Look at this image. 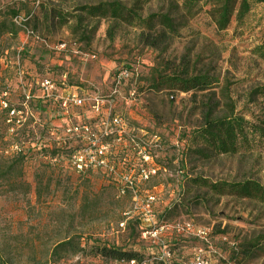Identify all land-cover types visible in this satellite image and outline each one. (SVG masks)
<instances>
[{
	"label": "rangeland",
	"instance_id": "obj_1",
	"mask_svg": "<svg viewBox=\"0 0 264 264\" xmlns=\"http://www.w3.org/2000/svg\"><path fill=\"white\" fill-rule=\"evenodd\" d=\"M102 1L0 0V26L17 28L0 35V264H116L87 256L90 249L74 255L79 244L152 258L140 238L146 217L210 230L209 243L181 236L172 264H183L197 245L221 263L264 264V202L229 185H264V143L217 154L196 137L207 104H219V114L231 102L236 111L248 104L264 120V99L249 97L264 85V60L254 52L264 39V3L240 25L241 0H204L191 13L178 0H140L143 17L169 14L177 24L156 48L126 21L79 10ZM60 42L70 57L53 49ZM184 57L217 78L213 88L151 87L158 71ZM123 69L131 75L118 82ZM44 79L55 86L49 96ZM66 91L85 106L64 111ZM94 154L104 165L79 170L78 158ZM151 167L156 172L145 178ZM219 183H227L223 191L214 188Z\"/></svg>",
	"mask_w": 264,
	"mask_h": 264
},
{
	"label": "trees",
	"instance_id": "obj_2",
	"mask_svg": "<svg viewBox=\"0 0 264 264\" xmlns=\"http://www.w3.org/2000/svg\"><path fill=\"white\" fill-rule=\"evenodd\" d=\"M140 0H104L95 5H84L79 10L82 15L90 17H101L109 22H128L143 31L144 41L147 45L158 48L166 43L173 34L177 33L174 20L169 14H151L143 17L139 10H136L135 5ZM149 1V0H142ZM181 6L191 13L196 8H199L204 0H178ZM256 2L264 0H241L237 13V22L240 25H245L246 19L251 12L252 6ZM202 3V4H201ZM56 9L49 11V15L55 14ZM59 17L64 15L58 13ZM19 15L14 18H18ZM79 20H82L78 16ZM161 30H157V27ZM147 30L146 32H144ZM17 28L12 23L9 26H0V35L3 33L15 34ZM32 32L35 31L32 29ZM254 52L258 57L264 60V39L258 44ZM168 65L169 72L158 71L153 79L152 86L155 89H169L179 92L190 91H207L214 87L218 81L216 77L210 75L209 71L198 70L192 66L191 60L184 57L178 63L171 60ZM250 100L255 102V98L264 99V85L256 88L249 94ZM211 102V99L208 100ZM218 105H206L202 118L201 128L198 130L196 137L208 148L211 152L217 154H236L242 150H250L254 143H264V120L256 116L248 104L243 108L249 111H236L237 102H231L228 106V112L218 113ZM247 117H250L247 118ZM236 193H244L250 197L260 199L264 202V185L255 181H246L242 183L229 184ZM227 183H219L214 186L218 191H223ZM68 244V243H66ZM90 249L87 256L90 254L95 257H100L103 261L112 262H129L131 260L144 261V256L138 251L123 250L109 245H94L82 248L80 244L75 250V254H81ZM0 262H3L0 256Z\"/></svg>",
	"mask_w": 264,
	"mask_h": 264
},
{
	"label": "built area",
	"instance_id": "obj_3",
	"mask_svg": "<svg viewBox=\"0 0 264 264\" xmlns=\"http://www.w3.org/2000/svg\"><path fill=\"white\" fill-rule=\"evenodd\" d=\"M33 34V32H29ZM53 49L59 52L64 58L70 57L71 50L65 42H60L53 47ZM86 58L90 60L97 59V55L94 53H82ZM131 75L128 69L121 70L117 75L118 82L124 81L127 77ZM41 87L46 95H51L52 91L55 89L54 83L50 79H44L41 82ZM60 104L64 111L68 112L69 108H81L85 106V99L72 91H66L60 98ZM100 104L96 106L99 109ZM85 131H89L87 126H84ZM77 130V129H76ZM102 154V152H100ZM148 159V158H146ZM80 163H77L78 169L83 170L98 165H104V160H98L97 155H91L89 160L84 161L78 158ZM145 178L149 177V174H154L156 171L153 167L148 170H142ZM120 227L124 228L125 223L122 222ZM181 236H187L192 238H197L203 243H209L211 239V232L209 229L203 226H198L193 224L191 221L184 222H164L156 224V222L150 218L146 217L143 220L141 226L140 238L145 243L149 244L151 248L154 249L152 258H145L144 261L140 262L138 260H131L129 262H116V264H172L171 247L180 241ZM183 264H230L221 263L219 260L208 255L201 245H197L194 248L193 255Z\"/></svg>",
	"mask_w": 264,
	"mask_h": 264
}]
</instances>
